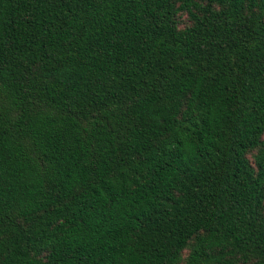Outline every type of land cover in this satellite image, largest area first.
Here are the masks:
<instances>
[{"label":"trees","instance_id":"16d2710c","mask_svg":"<svg viewBox=\"0 0 264 264\" xmlns=\"http://www.w3.org/2000/svg\"><path fill=\"white\" fill-rule=\"evenodd\" d=\"M0 264H264V0H0Z\"/></svg>","mask_w":264,"mask_h":264}]
</instances>
